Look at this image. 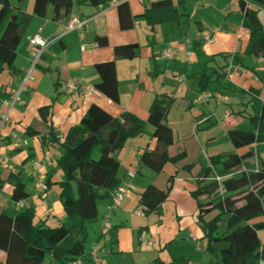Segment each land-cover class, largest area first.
Masks as SVG:
<instances>
[{
	"label": "crops",
	"instance_id": "crops-1",
	"mask_svg": "<svg viewBox=\"0 0 264 264\" xmlns=\"http://www.w3.org/2000/svg\"><path fill=\"white\" fill-rule=\"evenodd\" d=\"M123 1L106 0L99 6L74 2L68 16L59 20L52 18L50 8L43 16L33 14V0L21 3L31 18L13 68L0 70V124L1 116L9 111L0 130V157L7 163L0 167L5 180L0 189V213L13 215L31 209L34 223L49 227L71 223L58 196V182L63 179L55 164L60 154L58 141L96 104L112 116L129 112L145 124L115 153L117 177L120 183L130 185L120 207L109 210L111 197L101 198L96 203L100 221L87 223V237L91 232L95 240L85 252L94 244L99 246L100 258L94 264H218L203 250L205 240L191 193L200 175L203 182L215 173L222 176L218 168L203 172L210 165V156L252 150L256 153L247 159L248 164H264L258 143L237 149L227 135L230 129L252 128L249 118L258 112L257 103L264 101V54H245L249 30L243 25L240 0H172L183 20L154 26L141 17L154 0H127L126 7L119 10ZM244 1L257 10L264 28V5ZM71 17L82 23L80 30L65 29ZM121 19L124 23L131 19L132 25L122 28ZM34 35L59 36L35 63L37 49L28 40ZM206 35L212 38L210 42ZM103 38L105 43H100ZM133 43L137 44L135 56L114 58V47ZM169 45L173 57L163 58L161 51ZM111 61L114 75L109 66L96 68ZM203 71L211 76L201 90L198 80ZM71 80L76 82L72 90L66 85ZM19 89V100L9 109L5 101ZM202 94L210 95L203 99L199 97ZM160 96L172 99L165 116L171 127L168 150L176 143V150L170 153L184 150L186 155L176 163L167 162L156 173L140 156L156 146L154 128L147 118L151 104ZM45 106L50 108L46 119L39 114V108ZM129 169H134L131 178L126 177ZM11 172L20 174L28 192L19 202L11 199L13 184L6 180ZM170 175L174 178L167 198L146 214L140 193L149 184L164 189ZM40 180L45 182V190L39 187ZM105 221L110 228H105ZM249 222H264V216ZM150 239L153 241L148 243ZM5 261L6 253L0 249V264Z\"/></svg>",
	"mask_w": 264,
	"mask_h": 264
},
{
	"label": "trees",
	"instance_id": "trees-1",
	"mask_svg": "<svg viewBox=\"0 0 264 264\" xmlns=\"http://www.w3.org/2000/svg\"><path fill=\"white\" fill-rule=\"evenodd\" d=\"M17 0L13 5L9 0H0V70L13 68V62L24 29L31 14L27 13ZM106 0H33V14L43 16L48 8L52 18L59 20L68 16L74 2H88L99 6ZM264 5V0H252ZM126 7V1L119 4V10ZM243 12V25L249 30V42L245 54H264V28L258 18L257 10L240 0ZM183 14L172 0L151 1L141 17L154 26L181 22ZM122 28L132 25L131 19ZM100 43H105L101 39ZM137 44L114 47V58H132ZM109 66L114 75V62L97 64L96 68ZM207 69V68H206ZM205 71L199 75L201 90L210 81ZM114 98L115 95H113ZM172 99L167 96L156 97L148 111L147 122L154 130L156 146L141 153L140 161L152 171L159 173L167 162L176 163L186 155L184 150L170 153L172 144L171 127L165 120ZM258 112L249 118L252 128L249 130L227 131L229 140L235 148H241L264 141V101L258 102ZM50 108H39V114L46 119ZM145 122L129 112L119 117L112 116L96 104L89 106L87 112L76 124L71 126L59 143L60 154L55 164L63 174L58 182L59 200L69 224L49 227L43 223H34V211L26 209L13 215L0 213V249L6 253L4 264H41L45 254L58 264H70L76 257L83 258V264H94L86 257L85 241L87 223L97 217V200L110 196L112 190L120 184L117 177L119 161L115 153L132 136L139 134ZM55 140V137H53ZM57 142V140H55ZM97 151L96 158L93 157ZM256 151L238 154L220 153L209 157L210 165L203 169L219 170L207 182L201 175L196 179V188L191 195L196 201L198 222L203 231L205 245L203 250L211 254L218 264H262L264 243L258 230L264 228V222L250 223L252 219L264 216V164L251 167L247 159ZM190 165H185L188 168ZM174 175L167 178L164 189L149 184L140 193L142 210L148 214L167 198L171 190ZM13 184L11 199L14 202L28 196L24 180L18 172H11L6 179ZM0 168V189L2 182ZM47 184L49 181L46 182ZM205 196L204 198H200ZM216 213L206 219L209 212ZM73 221V222H72Z\"/></svg>",
	"mask_w": 264,
	"mask_h": 264
},
{
	"label": "built area",
	"instance_id": "built-area-1",
	"mask_svg": "<svg viewBox=\"0 0 264 264\" xmlns=\"http://www.w3.org/2000/svg\"><path fill=\"white\" fill-rule=\"evenodd\" d=\"M127 1V0H124ZM82 27V23L77 21L74 17L69 18V20L66 23L65 29L66 30H73V29H77L80 30ZM59 36L56 37H50V38H43L39 35H34L32 37H30L29 43L35 47L37 49V52L35 54H33V63H35L37 61V59L39 58V56L41 55V53L53 42L55 41ZM205 40L206 42H210L212 40V38L209 35L205 36ZM183 41L185 43L188 42V39L186 37L183 38ZM173 49L172 47L169 45L166 48H164L161 51V56L163 58H171L173 57ZM189 54V52H188ZM66 85L68 86L69 89H74L76 87V82L74 81H67ZM85 88H90L88 86H85ZM19 93H20V89L19 90H15L12 92L11 97L9 99V101H5V103L8 105L9 109H11L12 105L14 102L19 100ZM210 94H202L199 95V97L205 99L206 97H208ZM226 99V97H224ZM8 114L9 111L5 114H3L1 116V124H0V130L2 128V126L5 124V122L8 120ZM225 120L227 122L230 121L229 119V115H225ZM46 159L49 161L50 160V155L47 154L46 155ZM0 167H7V163L5 158L0 157ZM134 175V169H129L126 173V177L127 178H131ZM39 187L43 190L46 189V184L44 181L40 180L39 181ZM130 185L125 182V183H120L118 184L111 192L110 197H111V202L109 205V210H113L116 209L118 207H120L122 201L124 200V197L126 195L127 190L129 189ZM137 214H140V212H137ZM105 228H110V224L108 221H105L104 223ZM153 241V239H150L148 243H151ZM99 246L97 244H94L90 250L89 253H87L86 257L90 259L91 262L96 263L99 261ZM70 264H83V258L82 257H76L74 260L71 261Z\"/></svg>",
	"mask_w": 264,
	"mask_h": 264
},
{
	"label": "rangeland",
	"instance_id": "rangeland-1",
	"mask_svg": "<svg viewBox=\"0 0 264 264\" xmlns=\"http://www.w3.org/2000/svg\"><path fill=\"white\" fill-rule=\"evenodd\" d=\"M10 1H11V3H14V1L16 2V0H10ZM176 148H177V145H176V143H175L173 148H169V152H174V151L176 150ZM258 149H259L260 154L264 155V141L259 142V144H258ZM96 156H97V151L94 150V152H93V157L96 158ZM215 213H216L215 211H213V213H206V214L204 215V217H205L206 219H209V218L212 217ZM99 221H100V217H98V218H96L95 220H93V221H92V224H94V223L96 224V223H98ZM258 233H259L260 238H261L262 240H264V228H260V229L258 230ZM94 240H95V239L93 238V234H92L91 232H89L88 237L86 238V241H85V249L90 248L89 246L91 245L92 241H94ZM208 257H209V256H208ZM41 264H58V263H57L56 260H54V259H53V260L50 259V257L48 256V254H45V257H44V259H43V261H42Z\"/></svg>",
	"mask_w": 264,
	"mask_h": 264
}]
</instances>
